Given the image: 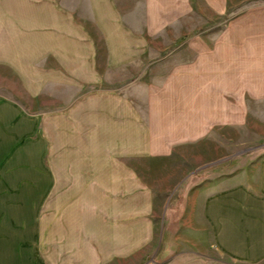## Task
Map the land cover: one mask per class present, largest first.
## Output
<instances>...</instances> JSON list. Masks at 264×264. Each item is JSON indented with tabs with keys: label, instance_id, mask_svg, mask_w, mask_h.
Masks as SVG:
<instances>
[{
	"label": "rangeland",
	"instance_id": "rangeland-1",
	"mask_svg": "<svg viewBox=\"0 0 264 264\" xmlns=\"http://www.w3.org/2000/svg\"><path fill=\"white\" fill-rule=\"evenodd\" d=\"M16 6L0 14V96L41 117L57 195L60 183L107 182L124 163L133 182L148 185V253L133 254V264H157L160 230L185 193L264 152V139L234 141L231 128L227 142L214 140L213 127L210 140L176 152L167 134L175 129L178 71L186 85L182 71L203 57V39L219 37L221 24L264 22V0H37L35 15L22 1ZM123 119L132 126L125 147L114 143ZM90 240L106 248V238Z\"/></svg>",
	"mask_w": 264,
	"mask_h": 264
},
{
	"label": "crops",
	"instance_id": "crops-1",
	"mask_svg": "<svg viewBox=\"0 0 264 264\" xmlns=\"http://www.w3.org/2000/svg\"><path fill=\"white\" fill-rule=\"evenodd\" d=\"M21 1L35 15L37 0H0L2 17ZM220 31L203 39V57L194 55L182 71L186 85L178 71L175 129L167 131L175 152L181 144L210 140L213 127H219L216 142L231 140L229 128L234 141L244 134L264 139V22H226ZM121 122L114 143L125 147L132 126L130 119ZM48 157L41 117L0 96V264H133V254L146 257L148 185L133 182L124 163L121 175L114 167L107 182L60 183L57 195ZM183 200L160 230L157 264H264V152L191 187ZM90 238H106V248Z\"/></svg>",
	"mask_w": 264,
	"mask_h": 264
}]
</instances>
